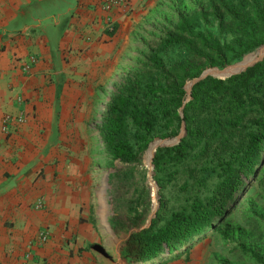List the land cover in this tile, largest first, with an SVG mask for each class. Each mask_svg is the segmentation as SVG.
I'll use <instances>...</instances> for the list:
<instances>
[{
    "label": "crops",
    "instance_id": "0c3cea01",
    "mask_svg": "<svg viewBox=\"0 0 264 264\" xmlns=\"http://www.w3.org/2000/svg\"><path fill=\"white\" fill-rule=\"evenodd\" d=\"M153 1L114 9L110 35L103 0H0V127L11 117L0 130V264H119L96 221L98 98L118 76L105 66L118 62L122 34ZM41 232L49 238L38 244Z\"/></svg>",
    "mask_w": 264,
    "mask_h": 264
},
{
    "label": "trees",
    "instance_id": "16d2710c",
    "mask_svg": "<svg viewBox=\"0 0 264 264\" xmlns=\"http://www.w3.org/2000/svg\"><path fill=\"white\" fill-rule=\"evenodd\" d=\"M116 30L117 24L108 32L114 35ZM227 34L229 39L224 38ZM262 44L264 0H208L192 12L179 13L173 29L157 40L138 69L116 82L99 125L109 156L137 165L154 137L178 136L185 124L178 143L157 148V141L149 151L157 148L154 168L159 186L164 189L199 166L206 176L217 179L205 201L195 197L190 208L173 211L163 223L153 219L133 231L126 244L132 263L166 264L182 256L183 248L205 231L218 206L246 181L244 174L257 173L264 159V57L226 78L208 75L193 85L191 95L186 84L207 68L233 64ZM174 49L182 54L167 59ZM210 156L217 160L216 168L207 165ZM170 166L178 168L168 172ZM261 183L264 186V180ZM133 224L141 227L138 221Z\"/></svg>",
    "mask_w": 264,
    "mask_h": 264
},
{
    "label": "rangeland",
    "instance_id": "374dc122",
    "mask_svg": "<svg viewBox=\"0 0 264 264\" xmlns=\"http://www.w3.org/2000/svg\"><path fill=\"white\" fill-rule=\"evenodd\" d=\"M207 1L154 0L146 12L138 16L136 26L122 34L119 50L114 58L118 62L114 60L115 63L105 66L109 76H114V70L119 72L116 78H104L102 81L103 94L98 99L103 111L116 82L132 69H138L139 63L143 62L149 50L157 45V40L173 29L179 13L192 12ZM209 28L216 31L213 26ZM224 38L229 39L230 35L227 34ZM181 52L174 49L167 59H176ZM255 52L256 49L246 55L248 57ZM245 57L226 68L207 69L225 68L222 71L215 69L213 72L231 73ZM157 141L160 142L158 148L174 145L180 140L177 136L154 137L137 165L123 164L113 159L105 150L103 142V149L97 150L103 156V160L98 161L103 164L102 181L94 198L97 228L108 237V241L110 237L113 249L117 246L121 258L119 264H126L127 261L134 264L121 257L126 255V244L133 231L149 225L153 219H163V223L173 211L182 207L190 208L195 197L199 196L205 201L212 195L216 185V176L209 178L199 166L193 169L192 175H179L162 189L155 178L153 150L150 153L151 159L148 158L152 145ZM261 154L264 156V149ZM207 163L216 168L217 160L210 156ZM177 168L170 166L167 171L172 172ZM251 174H244L246 181L239 183L227 201H222L205 231L189 242L183 248L182 256L172 260L170 264H262L259 258L264 260V186L261 183L264 180V159L257 173L254 176ZM135 221L140 222L141 227L134 225ZM188 247H191L189 252L185 251ZM165 260L166 258H161V261Z\"/></svg>",
    "mask_w": 264,
    "mask_h": 264
},
{
    "label": "built area",
    "instance_id": "2783aa9c",
    "mask_svg": "<svg viewBox=\"0 0 264 264\" xmlns=\"http://www.w3.org/2000/svg\"><path fill=\"white\" fill-rule=\"evenodd\" d=\"M102 8L107 12V16H106V21H105V25H106V29H108V31H113L115 30V25H116V21L113 18L112 15V11L114 9H119L121 12L124 13H130L133 9V5L131 3V0H103L102 2ZM37 61V58L35 56H30L29 61L25 63V69L28 70L32 64H34ZM2 75V72L0 70V77ZM11 117L7 116L2 124V127H0V130L2 131H6L7 130V126L8 123L10 121ZM25 120V117L23 115H20L16 118V121L18 122H23ZM49 238V235L47 232H41L37 239L36 242L38 244H43L45 243ZM27 258L30 257V254L28 253L26 255Z\"/></svg>",
    "mask_w": 264,
    "mask_h": 264
},
{
    "label": "water",
    "instance_id": "95a60500",
    "mask_svg": "<svg viewBox=\"0 0 264 264\" xmlns=\"http://www.w3.org/2000/svg\"><path fill=\"white\" fill-rule=\"evenodd\" d=\"M263 46H264V44H262L261 46H259V47L256 49V51L259 50V49H260L261 47H263ZM245 56H247V55H245ZM245 56H244V57H245ZM263 57H264V53H263L262 55H260L258 58H256L254 61H252L251 63L247 64L245 67H243V68H241V69H239V70H237V71H234V72L228 73V74H217L216 72H213V71H212L213 69H217V70H221V71H222V70H224L226 67H225L224 69H219V68L206 69V70H204V71L201 73V75H200L199 77H196V78H194V79H192V80L189 81L188 85H186V91H187V93H188L189 95H191V91H192V87H193V85H194L195 83H197V82L203 80V79H204L205 77H207L208 75H213V76L220 77V78H226V77L232 76L233 74H237V73H240V72L246 70L248 67L254 65L256 62H258L259 60H261ZM230 65H233V64H230ZM230 65H228V66H230ZM228 66H227V67H228ZM181 114L183 115V112H181ZM185 132H186V130H185V124H183L181 134L178 135L177 138L180 140V139L182 138V136L185 134ZM156 150H157V148H156ZM156 150H155L154 153H153V159H154V157H155Z\"/></svg>",
    "mask_w": 264,
    "mask_h": 264
},
{
    "label": "bare ground",
    "instance_id": "6f19581e",
    "mask_svg": "<svg viewBox=\"0 0 264 264\" xmlns=\"http://www.w3.org/2000/svg\"><path fill=\"white\" fill-rule=\"evenodd\" d=\"M264 53V46L263 47H261L259 50H257L255 53H253L252 55H250V56H246L245 58L246 59H244V61L242 62V63H240L239 65H237L235 68H233V71L232 72H234V71H237V70H239V69H241V68H243V67H245L247 64H249V63H251L252 61H254L257 57H259L260 55H262ZM212 71H215V69H213ZM216 71H217V69H216ZM229 73H230V71H229ZM228 74V73H227ZM149 160L151 159V154H149Z\"/></svg>",
    "mask_w": 264,
    "mask_h": 264
}]
</instances>
